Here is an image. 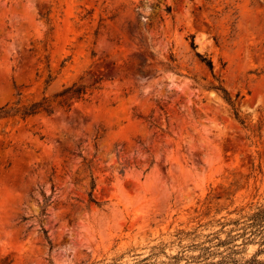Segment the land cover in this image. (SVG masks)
I'll return each mask as SVG.
<instances>
[{"label": "rangeland", "instance_id": "374dc122", "mask_svg": "<svg viewBox=\"0 0 264 264\" xmlns=\"http://www.w3.org/2000/svg\"><path fill=\"white\" fill-rule=\"evenodd\" d=\"M45 95L0 117V264H199L264 203V0H0V110Z\"/></svg>", "mask_w": 264, "mask_h": 264}, {"label": "trees", "instance_id": "16d2710c", "mask_svg": "<svg viewBox=\"0 0 264 264\" xmlns=\"http://www.w3.org/2000/svg\"><path fill=\"white\" fill-rule=\"evenodd\" d=\"M169 8V7H168ZM200 55V54H199ZM201 56V55H200ZM203 61L214 70V63L211 58H203ZM49 79L47 82L49 83ZM212 88L220 91L223 97L233 106L237 118H240L239 110L232 98L230 91L224 86L222 82L219 84H212ZM86 87L78 82H74L71 85L65 86L54 94V97H61L59 100L60 105L68 104L69 100L74 98H81L86 94ZM50 101L49 96H44L41 100L31 102L29 104H23L21 106H15L9 109L2 107L0 110V117L9 115H21L27 117L34 115L41 110L46 112H52V108L48 103ZM70 105V104H68ZM243 122V120H242ZM95 182L92 179V189L89 191V200L100 204V202L94 196ZM51 200V196H45L46 206ZM46 207L43 209L45 213ZM224 226L227 224H233L232 228L229 229L227 236L221 238L216 236L210 238L205 242L211 244L206 245L205 242L193 243L192 247L198 249V253L187 255L185 251L182 253L171 256L176 261L185 258L188 262H194L199 264H264V203L257 205L247 213H244L241 217L232 219L229 222H224ZM45 238L51 246L52 240L48 234V230L42 228ZM257 245L256 250L250 257L242 255L247 252L249 245ZM175 264V263H174Z\"/></svg>", "mask_w": 264, "mask_h": 264}]
</instances>
